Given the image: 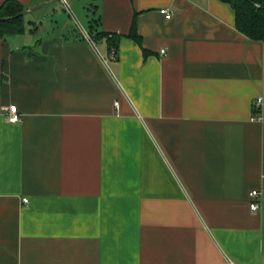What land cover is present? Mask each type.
Returning <instances> with one entry per match:
<instances>
[{
    "label": "crops",
    "instance_id": "1",
    "mask_svg": "<svg viewBox=\"0 0 264 264\" xmlns=\"http://www.w3.org/2000/svg\"><path fill=\"white\" fill-rule=\"evenodd\" d=\"M94 10L115 60L25 16L0 38V264H264V42L221 0Z\"/></svg>",
    "mask_w": 264,
    "mask_h": 264
},
{
    "label": "trees",
    "instance_id": "2",
    "mask_svg": "<svg viewBox=\"0 0 264 264\" xmlns=\"http://www.w3.org/2000/svg\"><path fill=\"white\" fill-rule=\"evenodd\" d=\"M227 4L235 14L236 30L252 41L264 42V0H221ZM25 10L16 0H5L0 5V38L5 39L11 35H20L24 32V16H18ZM2 19H8L3 21ZM32 29L31 31H34ZM77 29L72 28L66 33V36L78 37ZM77 32V33H76ZM91 40L105 39L107 51L110 53L116 48L120 35L109 33H97L90 23L86 31ZM130 39L138 42V36L135 32V23H132L130 33L127 35ZM81 39V38H80Z\"/></svg>",
    "mask_w": 264,
    "mask_h": 264
},
{
    "label": "rangeland",
    "instance_id": "3",
    "mask_svg": "<svg viewBox=\"0 0 264 264\" xmlns=\"http://www.w3.org/2000/svg\"><path fill=\"white\" fill-rule=\"evenodd\" d=\"M44 3L45 1L39 2L37 0L28 9L35 8ZM97 3L98 0H57L43 8L26 14L25 18L26 21L32 20L36 25L40 24V31L33 35L34 39L45 36V32H42L46 28H49L50 32L58 30V27L66 29L76 28L78 32H82L81 30L88 31V22L95 11L94 6ZM52 28H55V30H52ZM28 35L26 33L25 35L17 36V38H23ZM28 37L30 38V36Z\"/></svg>",
    "mask_w": 264,
    "mask_h": 264
},
{
    "label": "built area",
    "instance_id": "4",
    "mask_svg": "<svg viewBox=\"0 0 264 264\" xmlns=\"http://www.w3.org/2000/svg\"><path fill=\"white\" fill-rule=\"evenodd\" d=\"M163 14H165V18H170V14L167 13L166 10H162L161 11ZM86 38L88 40H90L89 36H87V34L84 32V30H81ZM161 55L165 54V50H161ZM110 55L108 56V59L110 60H115L116 59V54L114 51H111L109 53ZM261 106V99L258 98L256 103H255V108L259 109ZM4 119L5 122L8 124H16L18 122L21 121V116L18 114L17 110L15 107H10V108H6L4 110ZM249 198H250V202H249V209L251 212L255 213L258 212L260 210V200H259V193L257 191H252L249 193ZM24 203H27V200H23Z\"/></svg>",
    "mask_w": 264,
    "mask_h": 264
},
{
    "label": "water",
    "instance_id": "5",
    "mask_svg": "<svg viewBox=\"0 0 264 264\" xmlns=\"http://www.w3.org/2000/svg\"><path fill=\"white\" fill-rule=\"evenodd\" d=\"M55 1H57V0H50V1L45 2L44 4H42V5H40V6L35 7V8H31V9L24 10L23 12H21L20 14H18V16H25L26 14H28V13H30V12H32V11H35V10H37V9L43 8V7H45V6H47V5H49L50 3L55 2ZM2 20H3V21H6V20H8V19H2Z\"/></svg>",
    "mask_w": 264,
    "mask_h": 264
}]
</instances>
